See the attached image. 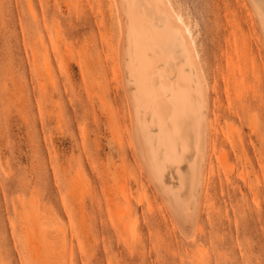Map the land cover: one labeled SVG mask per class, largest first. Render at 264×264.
Returning <instances> with one entry per match:
<instances>
[{
	"label": "rangeland",
	"instance_id": "1",
	"mask_svg": "<svg viewBox=\"0 0 264 264\" xmlns=\"http://www.w3.org/2000/svg\"><path fill=\"white\" fill-rule=\"evenodd\" d=\"M171 1L211 87L197 237L176 228L105 69L112 0H0V264H264L260 29L240 0Z\"/></svg>",
	"mask_w": 264,
	"mask_h": 264
},
{
	"label": "bare ground",
	"instance_id": "2",
	"mask_svg": "<svg viewBox=\"0 0 264 264\" xmlns=\"http://www.w3.org/2000/svg\"><path fill=\"white\" fill-rule=\"evenodd\" d=\"M240 2L264 48V0ZM112 6L119 32L100 33L110 53L105 69L119 73L137 156L181 236L195 240L212 150L207 72L171 0H112ZM240 178L247 181L244 170Z\"/></svg>",
	"mask_w": 264,
	"mask_h": 264
}]
</instances>
